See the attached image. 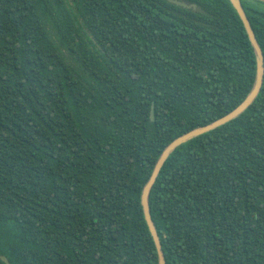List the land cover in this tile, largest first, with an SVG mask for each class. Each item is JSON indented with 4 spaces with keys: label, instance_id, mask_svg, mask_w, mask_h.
<instances>
[{
    "label": "trees",
    "instance_id": "1",
    "mask_svg": "<svg viewBox=\"0 0 264 264\" xmlns=\"http://www.w3.org/2000/svg\"><path fill=\"white\" fill-rule=\"evenodd\" d=\"M182 1L0 0V264H159L157 160L257 73L230 0ZM242 3L264 54V3ZM150 207L167 264H264V83L169 157Z\"/></svg>",
    "mask_w": 264,
    "mask_h": 264
},
{
    "label": "water",
    "instance_id": "2",
    "mask_svg": "<svg viewBox=\"0 0 264 264\" xmlns=\"http://www.w3.org/2000/svg\"><path fill=\"white\" fill-rule=\"evenodd\" d=\"M170 3L175 4L180 7L189 8V9H196L197 5L188 1L182 0H168ZM264 3V0H257ZM236 11L238 12L241 20L244 23L252 46L255 50V55L257 59V73L256 78L253 84V87L246 98L241 102L239 106H237L234 110L226 114L225 116L213 121L212 123L197 127L173 140L161 153L159 159L157 160L152 175L146 185L143 188L142 196H141V203L144 210L145 219L151 235L154 239L157 252H158V259L159 264H167L165 254L163 251L162 243L160 240V236L155 225V222L152 218L151 214V207H150V194L151 191L165 165L169 157L183 144L205 134L210 131H213L235 119L240 117L247 109H249L253 103L256 101L257 97L259 96L263 83H264V54L262 52L261 46L257 40L255 31L253 26L250 22V19L247 15V12L243 6L242 0H230ZM4 260L7 262L6 258Z\"/></svg>",
    "mask_w": 264,
    "mask_h": 264
}]
</instances>
